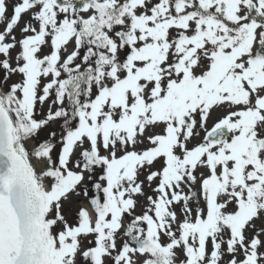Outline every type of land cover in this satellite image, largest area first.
<instances>
[{"label":"snow or ice","instance_id":"6c2138e0","mask_svg":"<svg viewBox=\"0 0 264 264\" xmlns=\"http://www.w3.org/2000/svg\"><path fill=\"white\" fill-rule=\"evenodd\" d=\"M0 264H264V0H0Z\"/></svg>","mask_w":264,"mask_h":264},{"label":"rangeland","instance_id":"374dc122","mask_svg":"<svg viewBox=\"0 0 264 264\" xmlns=\"http://www.w3.org/2000/svg\"><path fill=\"white\" fill-rule=\"evenodd\" d=\"M79 206H81V207H86L87 204H86V202H85V203H83V204H81V205H79Z\"/></svg>","mask_w":264,"mask_h":264}]
</instances>
